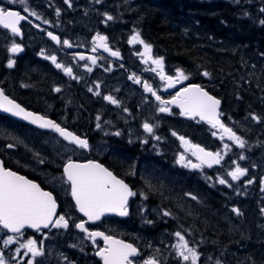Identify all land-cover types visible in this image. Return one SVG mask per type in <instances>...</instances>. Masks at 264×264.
<instances>
[{
  "label": "flooded vegetation",
  "instance_id": "obj_1",
  "mask_svg": "<svg viewBox=\"0 0 264 264\" xmlns=\"http://www.w3.org/2000/svg\"><path fill=\"white\" fill-rule=\"evenodd\" d=\"M104 1L108 3L113 0ZM121 2L123 9L120 8L119 11H125V13H119L121 18L118 17L119 24L114 23L112 27H109V33L113 34H101L108 37L109 47L113 51L120 52L119 58L111 57L103 49H98L93 53L91 51L92 37L96 34L92 36L88 33L81 34L80 32L84 30L79 27L80 25L69 20L71 18H67L71 13L60 21L47 17L50 23L47 24V29L42 32L44 34L46 31L53 32L60 37L61 41L69 40L73 47L68 48L63 43L57 45L45 35L47 45L51 47L45 55H56L58 62L73 68V75L78 79H73L61 69H57L44 56H40L41 58L38 59V55L33 54L34 47L30 46L32 44L28 42V39L35 36L36 33L30 34L29 32V28L34 27V24L32 17L27 13L24 12L30 21L20 25L21 36H13L10 31L4 30L0 26V88H3L10 99L27 111L56 121L82 138H87L90 145L89 149H79L68 144L51 130L40 131L0 113V126L16 130L17 133L13 134V137L18 138L20 130H23L34 139L47 142V166L45 169L35 167L31 161L37 157L34 152L7 150L1 145L2 141H0V159L6 168L37 182L43 189L51 191L57 200V212L69 214L77 222L86 220V218L79 215L75 209V202L70 196V188L63 179L64 164L71 157L77 163L93 160L109 168L118 178L128 183L133 191L137 192V195L130 198L129 201L130 214L127 217L105 216L100 221L89 223L86 226L90 230L103 231L106 235H112L137 246L140 256L134 259L140 261V264H143V260L148 258L147 251L139 247L136 242L141 235L140 232L144 230L138 225V221L141 219L137 209L139 207L140 210V207L145 203L173 213L168 218L163 216V219L171 222L172 233L176 230L184 232L191 242L190 246L199 244L198 251L202 253L201 264H215L217 259L221 260L223 264H227V254H230L231 261H234L230 264H258L241 262V256L247 247L244 246V236L240 234V227L243 226L245 219V209H249L245 207L248 199L244 200L243 196L233 194L230 189L226 188L227 186L222 187L215 181L216 176L220 175L226 167L225 158L227 156L221 165H214L210 169L205 167L203 170L185 168L176 162L179 154L184 153L178 136H184L207 151L215 152L222 149V141L218 136L212 135L215 130L198 118L193 120L180 115V109L175 105L169 106L171 114L160 113L158 111L159 101L151 93L144 91L143 82L147 81L162 99L169 100L177 91L191 83L184 81L174 88L166 89L159 76L147 70L152 66L143 64L137 54L143 51L142 45L128 43V36H131L129 33L141 30L142 26L136 22V17L142 5L159 4L162 0H121ZM0 7L7 10L16 9L9 5L5 6L4 0H0ZM126 9L133 10L127 11ZM65 15L64 13L63 16ZM119 32L121 33L118 34ZM79 36H83L89 42V46H80L81 43L77 39ZM4 37H8V41L4 40ZM141 38L147 43L142 34ZM12 42L19 43L24 50L18 54L9 53L7 49ZM77 54L97 56L99 59L96 65H92L90 61H80ZM153 56L159 57L154 54ZM9 59L15 60L13 68L6 66ZM37 60L39 64H36ZM85 64L92 67V72L86 70ZM121 65L123 66L121 67ZM23 67H32L35 70H24ZM109 67L111 70L106 71L105 69ZM165 72L168 75H175V70L165 69ZM133 74L140 77L141 84H136L129 79V76ZM36 78L42 80L43 90L34 87L33 82ZM96 84L100 85L98 89L101 93L100 96L94 94L97 90ZM22 85H26V87ZM56 87H60L61 91L55 92ZM89 88H92L93 91L90 92ZM105 95L114 96L120 105H112L105 101L103 99ZM125 108L128 111H124ZM223 108L222 106V112ZM97 115L101 116L99 123L102 127L100 129L96 128ZM149 117V123L155 125V135L161 137L159 141L143 131L142 124L145 121L148 122ZM221 119L227 125L224 116ZM117 131L121 133L120 136L114 135ZM173 131L177 133V136L172 135ZM145 139L148 140V143L142 142ZM186 155L194 163L197 162L190 153H186ZM149 168L157 172L164 170L172 173L173 178L179 183L177 200L183 202L182 205L174 199L164 200V203L159 202L158 194L145 191L148 187L145 175ZM133 171L135 175L131 174ZM206 176H212L213 180H207ZM253 187H258L259 190L249 191L247 196L250 199L256 195L262 198L264 191L261 189L264 184L256 182ZM189 192L196 195L198 199L192 200L185 195ZM140 193L146 195L147 199H144ZM162 198L165 197L162 196ZM233 207L239 208L243 214L238 216L233 213L231 211ZM253 213L257 215L258 210H254ZM203 219L215 222L219 219L225 226L235 229L231 237L236 240L231 241L227 247H222V243L228 240L224 235L218 242L212 241L209 228L202 233L195 225L197 223L199 226ZM214 228H217L216 225ZM252 231L257 232L253 227ZM45 233H47L48 240L55 244L57 242L61 244L55 246L53 250L54 256L59 257L57 259L59 262L54 260L52 263L49 261V264H69V262L70 264H102V260L95 255L97 247H104V242L101 240H96L95 244L91 241H84L83 251L80 250V247H65L66 244L63 240L67 243L71 241L72 245H79L84 237V233L75 229L71 221L68 230L51 228L40 232L25 231L27 237H24L26 239L38 238L44 236ZM17 247L18 244H14L10 249L5 250L6 259L11 260L9 264L19 262V256L15 260L11 259L15 255ZM61 247L65 249V252L58 253L59 249L62 250ZM252 249L255 248L252 247ZM64 256L68 259L64 260ZM210 256L211 260L208 259ZM24 263L26 264V261Z\"/></svg>",
  "mask_w": 264,
  "mask_h": 264
},
{
  "label": "snow or ice",
  "instance_id": "obj_2",
  "mask_svg": "<svg viewBox=\"0 0 264 264\" xmlns=\"http://www.w3.org/2000/svg\"><path fill=\"white\" fill-rule=\"evenodd\" d=\"M13 2H16V0H13ZM26 2L27 0H19L21 5H24ZM100 2L101 0H96V3ZM64 3L69 8L73 6L72 0H64ZM23 11L35 17L37 20L42 19L36 11H30L29 7H24ZM261 12H264V8L261 9ZM56 15H60V9L58 8L56 9ZM103 15L105 17L104 23L114 19L108 13H104ZM27 19L28 17L22 15L19 11L7 10L4 7H0V26L9 30L13 36L22 35L20 25L22 21ZM43 23L49 24L50 21L44 19ZM260 23L264 25V20H261ZM35 27L39 28L40 26L37 24ZM47 36L57 45L63 43L68 48L73 47V44L69 40L65 39L61 41L60 37L53 32H47ZM92 42L93 46L91 51L93 53L97 52L98 49H103L111 57H120L118 50L113 51L109 47L108 37L106 35L97 33L92 37ZM128 43L130 45H142L143 51L137 54L140 56L143 64L152 66L147 70L156 73L160 81L164 83L166 89L174 88L177 84L189 80V74H186V71L182 68L175 69V75H168L165 72L164 58L153 56L152 45L146 43L141 38L140 32H135L128 40ZM7 50L11 54H18L24 49L19 43L12 42ZM40 55L50 60L57 69H61L69 77L78 79V77L73 75V68L58 62L56 55H45L43 50H41ZM77 56L80 61L87 60L92 65H96L99 59L97 56H86L84 54H77ZM6 66L13 68L15 66V60L9 59ZM84 67L88 72H92L93 70L87 64ZM105 70L110 71L111 68L109 67ZM203 75L209 76L210 73L205 71ZM129 79L133 80L136 84L142 83L140 77L135 74L129 76ZM22 86L26 87V85ZM95 88L97 90L94 94L100 96L101 93L98 90L100 85L96 84ZM143 88L145 92L151 93L159 101L158 111L160 113L171 114V108L169 106L175 105L180 109V115L193 120L199 118L200 121L210 125L215 130L212 132V135L218 136L221 141H224L226 138L239 149L246 148L247 142L241 136L237 135L232 127H229L222 121L221 116L223 113L220 111L221 100L210 95L200 85L189 84L177 91L169 100L162 99L147 81L143 82ZM54 91L60 92L61 88L56 87ZM89 91L92 92L93 89L89 88ZM103 99L112 105H120V102L112 95H105ZM0 109L4 112L11 113L13 116L21 117L31 124L38 125L40 128L53 131L64 141H67L68 144L74 145L79 149L90 148L87 138H82L52 119L27 111L20 104L10 99L5 94L3 88H0ZM124 111H128V109L125 108ZM249 115L253 121L258 123L264 121V117L251 113ZM96 120L98 121L96 128L100 129L102 127L99 123L101 116L97 115ZM142 128L149 136H152L158 141L161 139L160 136L155 135V125L152 123L145 121L142 124ZM114 135L120 136L121 133L117 131ZM172 135L177 136V133L173 131ZM178 139L184 148V153L179 154L176 162L185 168L203 170L205 167L210 169L214 165H221L225 156L231 151V145L227 143L223 144L222 149L213 152L207 151L198 144L192 143L184 136H178ZM129 142L131 143L132 141L130 140ZM142 142L148 143V140L145 139ZM7 147L12 148L14 145L8 144ZM186 153H190L192 157H195L197 162L194 163ZM246 159L247 157L243 153L237 158L238 161H244ZM237 160L231 161L234 167L226 172V176L230 177L232 181H240L249 172L248 168L242 167ZM39 162L44 163L43 159ZM131 174L135 175V172L133 171ZM63 179L70 188V196L75 202V209L83 214L87 218L86 220L77 222L69 214L58 213L57 200L51 191L44 190L40 184L6 168L4 162L0 161V232H4L5 234L12 233V235H6V238L0 236V239H2L5 249L9 245L19 244L15 249V255L11 259L15 260L17 256H20L21 249H24L25 256L31 255V259L27 260L26 264H39L37 258L45 256L44 240L38 241L36 238H27L24 242H20L21 238L25 236V230L33 229L36 232H40L41 229L51 228L68 230L71 221L75 229L84 233L80 244L70 245L71 247H80V250L83 251L84 241H91L95 244L99 237L102 238L104 247H97L95 255L103 261V264H140V261L134 259L140 256V250L136 246L131 243H126L124 240L116 239L112 235H106L103 231L90 230L86 226L89 223L100 221L106 214H116L120 217L129 216V201L130 198L137 195V192L133 191L128 183L118 178L109 168L93 160H88L86 163H77L69 157L63 166ZM206 179L211 181L213 177L206 176ZM215 181L220 185L232 187L229 180L224 176L217 175ZM253 182V179L246 181L247 184H252ZM261 183L264 184V179L261 180ZM261 190L264 191V187ZM140 195L144 196V199H147V196L143 193H140ZM185 195L189 196L192 200L198 199L196 195L190 192ZM231 211L238 216L243 214L236 207H233ZM261 211L264 212V209H261ZM160 214L164 217L173 215L171 211L165 209H161ZM145 222L148 224L154 223L152 220H145ZM171 235L174 236L176 241L171 245V248L174 250V258L179 261V264H201L202 253L198 251L199 244L190 246V240L180 230H176ZM44 238L47 239V233L44 234ZM156 252H160V249H156ZM63 259L67 260L68 258L64 256ZM208 259L211 260L212 257L210 256ZM0 264H9V260L6 259V254L3 250H0ZM143 264H162V260L156 255H152L144 259ZM215 264H223V262L217 259Z\"/></svg>",
  "mask_w": 264,
  "mask_h": 264
},
{
  "label": "trees",
  "instance_id": "obj_3",
  "mask_svg": "<svg viewBox=\"0 0 264 264\" xmlns=\"http://www.w3.org/2000/svg\"><path fill=\"white\" fill-rule=\"evenodd\" d=\"M262 8L264 0H162L159 4L142 5L136 22L142 26L140 32L152 45L153 53L164 58L165 69H184L190 82L221 100L223 111L227 108L235 113L228 114V118H248L255 110L256 115L261 113L258 116L264 117ZM205 71L210 75L204 76ZM33 85L43 90L39 78L34 79ZM158 200L164 203L167 199L158 195ZM195 225L202 233L209 228L212 241L218 242L222 235L227 237L222 247L236 240L231 237L235 229L219 219H203L199 226ZM163 227L172 230L170 221ZM240 234L244 236V246L256 247L247 240L254 235L248 223L240 227ZM258 247L263 250L262 254L258 251L260 259L257 251L251 250L241 256V262L254 258L261 264L264 242L260 240Z\"/></svg>",
  "mask_w": 264,
  "mask_h": 264
},
{
  "label": "rangeland",
  "instance_id": "obj_4",
  "mask_svg": "<svg viewBox=\"0 0 264 264\" xmlns=\"http://www.w3.org/2000/svg\"><path fill=\"white\" fill-rule=\"evenodd\" d=\"M4 4L5 6H15L20 10H23L24 7H29L30 11H36L42 17L41 20H37L35 17L27 13L28 16L32 17V23L34 24V27L29 28V32L30 34L36 33L35 36H32V38L28 39V42L32 44L30 46L34 47L33 54L35 56L38 55V59H40V56H42L40 55L41 50H43L44 54H46L47 50L51 49V47L47 45V40L45 39V34L47 33V31L45 34L42 32V30L47 29V24L43 23V20H47V17L52 20L60 21L61 19L67 17V14L71 13V15H69L67 18H71L69 20L80 25L79 27L84 30L80 33L84 35L88 33L92 36L97 33L113 34L109 33V27H112L114 23L119 24V13H125V11H119L121 10L120 8L123 7L121 0H113L108 3L104 0H101L100 3H96V0H72L73 6L71 8H69L68 5L64 3V0H35L34 2L33 0H27L24 5H21L19 3V0H16V2H13V0H4ZM57 8L60 9L59 16L56 15ZM126 10L132 11L133 9ZM64 13L66 14L65 16H63ZM104 13L112 15L114 19L110 22L107 21V23H104ZM37 24L40 26L39 28L35 27V25ZM131 32L132 33L129 34H131L132 36L135 32ZM120 33L121 32H119L118 34ZM131 36H128V39H130ZM8 39V37H4V40L8 41ZM77 39L81 43L80 46H89V42L83 36H79L77 37ZM36 64H39L38 60L36 61ZM226 109L227 108H225L224 110L225 113L223 111L224 120L226 119L227 125L229 127H232L237 135L241 136L247 142V145L245 149H239L226 138L224 141H222L223 144L227 143L231 145V151L225 158L226 167L220 175L227 178L229 180V183L232 185V187L226 188L230 189L233 194H236L237 196H243L244 200L248 199L245 207L249 209H245V219L243 221V224L245 222L248 223L249 226L255 228L257 232H255L253 236H249L247 240H252V242L256 245L254 250H256L257 253L258 251H260V253L262 254L263 250H260L258 244L260 240L264 242V217L263 212L261 211V209H264V196L262 198H259V195H256L254 197H251L252 199H250V197L247 196V192L259 190L258 187L254 188L253 185L256 182H260L261 184V180L264 179V122L258 123L256 121H253L249 116H247L248 118L230 117L231 119H229L227 117L228 114L235 115V113L231 112L230 110L227 111ZM255 112L256 110L252 111L251 114L256 115ZM148 122H150V117L148 118ZM16 133L17 132L14 129L0 126V141H2L1 145L3 146V148L7 150H26L29 152H34L37 157L31 159L32 163L35 167L45 169V167L47 166V142L44 140L34 139L26 134L23 130H20L18 138L13 137V134ZM23 140L26 142H23ZM8 144H13L14 147L9 148L7 147ZM233 147L235 148V151ZM241 153H243L247 157L246 160H237L238 156ZM20 159H22V157H20ZM41 159H43L44 163L39 162ZM232 160H237V162L240 163L242 167H247L249 170L248 175L241 178L240 181H232L230 177L226 176V172L234 167V165L231 164ZM145 179L147 180L148 185L145 191H151L152 194H158L161 197H165L167 200L174 199L175 201H178L177 190L179 183L176 182L175 178H173L171 172H165L164 170L157 172L149 168L145 175ZM248 179H253L254 182L252 184H247L246 181ZM220 186L224 187L225 185ZM178 203L182 205L183 202L178 201ZM137 210L141 219L140 221H138V225L140 227H143L144 229L143 232H140L141 235L138 237L139 240L137 238L136 241L139 247L147 251L148 257L156 255L162 260V264H179V261L174 258V250L171 248V245L176 242L174 236L171 235L172 230L161 228L168 223L167 220L163 219L164 217L162 216V214H160L161 208H155L154 206L145 203L142 207H140V210L139 207ZM254 210H258L257 215L253 213ZM145 220H152L154 221V223L148 224L145 222ZM5 235L6 234H4L3 232H0V236H4V238H6ZM25 237L21 238L20 242H24L26 240ZM36 239L38 241L44 240L45 248V256L37 258L39 264H49V261H51L52 263L54 260H57L59 258L58 256H54L55 252L53 250L55 249V246L57 247V245H61L60 243L57 242V244H55L53 241L45 239L44 236L38 237ZM162 241L163 243H161ZM63 242L64 244H66L65 247H71L70 245H72L71 241L67 243L65 240H63ZM149 245H151V247H149ZM11 247L12 245H9L7 249H10ZM246 247L247 250L243 254L253 250L252 247L248 244ZM7 249L4 248L2 239H0V250H3L5 252V250ZM61 249L62 250L59 249L57 252H65L64 248L61 247ZM156 249H160V252H156ZM24 251V249H21L19 256L20 264H25V261L31 259V255L29 254L25 256ZM10 261L11 260H9V262ZM57 262L59 261L57 260ZM231 262L234 261H231L230 254H227V264H230ZM263 262L264 261H262L261 264H264ZM250 263L257 262H255V259L252 258V260H250Z\"/></svg>",
  "mask_w": 264,
  "mask_h": 264
},
{
  "label": "water",
  "instance_id": "obj_5",
  "mask_svg": "<svg viewBox=\"0 0 264 264\" xmlns=\"http://www.w3.org/2000/svg\"><path fill=\"white\" fill-rule=\"evenodd\" d=\"M14 11H16V10H14ZM23 15V14H22ZM28 20V19H27ZM27 20H25V21H27ZM22 23V22H21ZM205 90V89H204ZM206 91V90H205ZM220 108H221V105H220ZM0 113L1 114H5V115H8V116H10V117H12V118H14V119H17L18 121H20V122H22V123H25V124H28V125H31L32 127H34V128H36V129H39V130H42V131H47L48 129H43V128H40L38 125H35V124H31L29 121H26V120H23L21 117H17V116H13L11 113H7V112H4L2 109H0ZM1 161V160H0ZM79 213V212H78ZM81 216H83V214H81V213H79ZM111 215H116V214H106L105 216H111ZM118 216V215H117ZM84 217V216H83ZM27 230H31V231H34V232H36L35 230H33V229H27ZM41 230H47V229H41ZM10 234H12V233H10ZM97 239H101L102 240V238H97ZM116 239H118V238H116ZM121 240V239H120ZM127 243V242H126Z\"/></svg>",
  "mask_w": 264,
  "mask_h": 264
},
{
  "label": "bare ground",
  "instance_id": "obj_6",
  "mask_svg": "<svg viewBox=\"0 0 264 264\" xmlns=\"http://www.w3.org/2000/svg\"><path fill=\"white\" fill-rule=\"evenodd\" d=\"M203 122V121H202ZM138 240H139V238H138ZM137 247V246H136ZM138 248V247H137ZM22 262V261H21ZM20 264V263H19Z\"/></svg>",
  "mask_w": 264,
  "mask_h": 264
}]
</instances>
